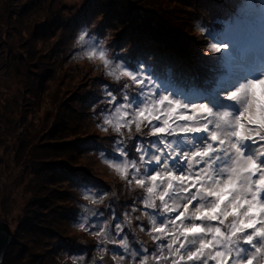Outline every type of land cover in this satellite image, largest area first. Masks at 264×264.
Returning <instances> with one entry per match:
<instances>
[{"label":"trees","instance_id":"1","mask_svg":"<svg viewBox=\"0 0 264 264\" xmlns=\"http://www.w3.org/2000/svg\"><path fill=\"white\" fill-rule=\"evenodd\" d=\"M4 1L5 4L12 3L13 8L12 11L9 10L5 14L4 19L0 17V55L2 56L0 72L5 70L19 72L18 75L21 76L19 80L23 81V84L29 85L26 90L20 89L19 94L0 93V121L5 119V122H2L5 126L0 124V183L1 180H5V167L4 163L2 164V155L5 156V153H1V150L8 146L5 143L7 140L13 139L11 164L24 172L26 177L19 175L16 182L19 185L24 183L23 188L27 196H35L32 207L34 216L31 217L38 223H33L31 220L25 222L27 213L23 212L17 216L18 225L12 234L14 243L18 244L21 249L14 255L12 241L5 252L2 264H57L56 253L72 255L92 248L93 245H90L92 241L85 243L88 244L86 247L82 245L78 247L77 243L80 244L85 237H83L84 235L79 237L81 235L71 232V230L76 231L73 222L82 216L81 213L86 208L83 197L85 190L91 192L95 198H100L98 195L102 194V191L107 193L108 197L103 200L101 206L97 205L98 209L94 215L92 214L93 225L89 227L90 232L95 231L94 222L100 215L102 218L110 219L105 227H109L112 236L117 234L115 225L122 226L123 231L120 235L128 238L126 247L132 251H137L141 247L148 251H153L155 248L161 249V245L165 247L168 239H165L163 235L169 228L166 227L160 232L152 230V228L160 226L158 218L160 217L161 203L155 192L157 186L152 183L147 184L149 174L145 165L150 166L151 159L160 153L159 148H162V154L166 152L171 156V153L166 150L165 144L172 146L175 142L180 141V136L169 132L152 137L150 145H146L144 147L146 149H142L140 144L142 141L148 140L147 132L148 129H151V125L147 121H140L141 126L137 131L136 123L130 117L113 121L108 125L103 124V118L106 115L110 116L115 111V108H109L117 100L120 101V104L116 107L122 109L128 107L130 111V106L135 107L142 103L144 95L149 94L151 88L155 90L152 91L153 95L156 91L165 89L162 85H157V82L163 81V79L168 82L169 88H173L170 86V83H173L174 89L183 90L181 102L183 100L187 102L193 98L201 101L206 96L208 98L213 96L211 89L217 92L226 89L228 80L233 77L228 72L225 62L218 59L222 53H216L217 57L212 61L207 79L201 87L192 84L186 87L179 80V77L183 78L188 76V73L190 74V64H201L196 58L201 55L197 51L203 48L199 43H196L199 42L198 40L193 45H188L186 40L180 37V33L184 32V26L179 28L171 20L184 15L185 20L194 26L195 21L204 19L200 15V18H197L199 11L207 13L208 16L205 15V20H210L209 17L213 15L210 21L214 24L217 23V19L226 18L228 22L223 23V26L215 27V35L213 33L214 25H210L200 32L201 36H208L211 33L212 38L226 42L219 36L224 27L234 21H240L236 20V16L238 17V12L242 15L244 10L252 8L249 1H254L253 5L254 3L259 5L262 0H246L242 5L231 6L228 5V0H204V2L201 0H147L146 4H144L146 0H127V3L120 0L114 1L113 4L118 2L114 6L110 4L107 10L101 6L104 3L97 0H84L85 3H88L84 9L82 8L85 6L77 5L75 2L67 5L65 9L68 11V15L67 17L62 16L61 20L57 19V15L54 18L44 16L42 12H45L46 7L44 8L41 3H36L35 0H26L22 4L17 3L19 0H0V4L2 5ZM173 2L177 4L175 8H173L174 5L172 7ZM222 3H226V5L224 8L218 9L216 5L221 6ZM186 5L190 9L191 6L196 5L197 10L187 12L189 10ZM89 7L93 10L88 9ZM47 8L49 9L50 6ZM184 8L187 10L184 11ZM102 11L105 13L103 31L122 27V31L115 39L117 50L112 53V56H119L121 59L129 58V60H133V64L134 60H138L137 64H142L146 68L145 61L153 59L149 54L155 53L156 49L164 48L162 51L169 53L165 57L166 60H162V65L154 67L153 71L150 70L149 77L145 76L146 82L143 86L137 77L135 79L118 78V84H115L117 81L113 76L109 77L105 73H97L92 70L94 66L97 68L98 65H91L89 62L94 59L88 55L86 56L87 61L83 60V57L77 59L76 53L84 48L87 52L89 44L95 43L99 47V36L95 32L86 31V27L96 17V13L97 15L103 14ZM216 15L218 18H215ZM194 19L195 21L191 22ZM36 21L37 23H35ZM182 23L184 25L185 22ZM199 23L201 24V22ZM240 23L243 25V22L240 21ZM17 24L21 25V31H25L26 35L30 36V41L34 38L40 39L35 41L33 48L24 47V45L14 48H11L12 45L7 47L11 40V33L16 29ZM44 28L45 33L42 31ZM99 28L100 26L97 32L102 35L103 32H100ZM162 30H169L170 35ZM173 33H177V37ZM77 35L80 37L79 40L76 39ZM262 42H264L263 29L257 40L252 39L251 35L248 38V34L242 35L239 40L241 48H245V63L251 58L256 60V71L245 72L252 78L264 73V65L260 64L264 55ZM49 43H52V46L57 49L46 50V45L43 44ZM129 44L131 47L124 51ZM179 45L187 48H183L186 53ZM101 50L105 55H109V51H111V49ZM51 51H58V53L53 56ZM18 58H20V62L16 65ZM150 63L152 62L150 61ZM205 65L207 64L202 62L198 70ZM20 68H22L21 71ZM67 77H76L78 82L76 85L65 87L64 81ZM209 82L211 83L210 87L208 86ZM77 86L88 87L83 93H76L77 95L71 92L72 97L66 100L68 103L63 104L58 101V97L60 100L63 99L58 93L59 89L70 91L76 90ZM53 87L56 88V91L51 95L50 90ZM65 92L63 91V93ZM113 93H118L119 96L113 97ZM123 97L127 98L123 99ZM124 102H129V104L123 105ZM221 102L225 111L231 110L230 112L238 113L239 109L234 108L239 106L238 101H236L237 104H231L230 101L225 100ZM162 117L163 115L159 116V118ZM20 123H23V126H20ZM116 123L120 125L118 131L114 129ZM25 124L28 127V132H24ZM16 127L19 128L17 131ZM39 129L45 131L42 140L46 143L30 144V141L37 135L35 131ZM261 141L264 144V140L261 139ZM133 145H135L134 148ZM249 146L254 148L256 144ZM174 155L176 154L174 153ZM133 156L136 157L135 159L145 157L144 167L139 165L141 160L137 163L131 161V167H129L131 172L138 168L140 173L146 174L144 183L138 188H135L130 182L131 175L121 178L108 167V161H111L112 158L114 160L130 159ZM49 160L50 164L48 165ZM42 163L46 166H41ZM119 181L123 183L117 184ZM148 187L152 188V192H148ZM54 192L55 194H52ZM108 194L110 195L108 196ZM40 201L43 202L42 205H40ZM148 207L153 208V211H144ZM154 217L156 226L152 227L151 221ZM34 227L40 229L35 231ZM41 230L42 232H40ZM134 233L136 238H133ZM141 235L149 237H143L144 245L138 244L135 247L136 239ZM68 237H76L79 242ZM100 245L97 243V247ZM108 246L110 247L105 248V255L103 254L97 262L109 264L107 257L116 256L110 242H108ZM143 252L148 253L145 250ZM152 253L154 254V252ZM90 263L95 264L94 259Z\"/></svg>","mask_w":264,"mask_h":264},{"label":"rangeland","instance_id":"2","mask_svg":"<svg viewBox=\"0 0 264 264\" xmlns=\"http://www.w3.org/2000/svg\"><path fill=\"white\" fill-rule=\"evenodd\" d=\"M24 1L26 0H19L16 2L18 4H22ZM97 1L104 3L101 4V6L107 10L108 7H110V4H112L111 6H114L118 3L116 2L113 4L114 1L120 0ZM201 1L204 2V0ZM245 1L246 0H228L227 2L228 5L231 6L242 5ZM35 2L41 3V5L43 4L44 8L46 7V9H44L45 12H42L44 16L46 15L48 16L47 18H54V16L57 15V19L60 20L62 19V16L67 17L68 11L65 8L71 2L81 5V0H35ZM85 2L86 1L82 4L83 6L88 4ZM146 2L147 0L144 4H146ZM253 2H248L251 3L252 8L244 10L242 15L238 12L236 20L239 19L243 22V26L245 27L244 34H248V38L251 35L252 39L257 40L260 37V33H262V29L264 30V0H262L259 5L256 3L253 5ZM5 3L6 2L4 1L2 5L0 4V17L3 19L5 14L13 8L12 3ZM176 5L177 4L173 2L172 7L175 8ZM224 5H226V3H222L221 6L219 4L216 6L218 9H222L224 8ZM48 6H50L49 9L47 8ZM186 7L188 8L187 5ZM84 8H86V6L82 9ZM88 9L92 8L89 7ZM186 10L187 9L184 8V11ZM188 10L189 11L187 12L197 10V6H191V9L188 8ZM63 13L65 14L63 15ZM102 13L105 15L103 11ZM199 15L204 17V19L197 21H195V19L192 20L191 22L195 21L194 26L190 25V23L185 20L184 15H180L181 17L174 19L175 21L171 20L179 28L184 26V32L182 31V34L180 33V37L186 40L188 45H193V43L198 40L199 42L196 43H199V45L203 48L202 50L197 51L201 55L196 58L199 59L201 64H190V74L188 73V76L183 78L179 77V80L186 87H189L190 84L201 87L207 79V75L209 74L208 69L212 66V61L215 59L213 56L217 57L216 53L208 51L209 40H213V43H224L223 41L212 38L210 35H208L209 37L204 35L201 36L200 32H203L204 29H207L210 25H214L213 33L215 35V27L223 26V23L228 22L226 18H219L217 19V23L214 24L210 21L213 18V15L209 17L210 20H205L206 16H208L206 12L203 13L202 11H199L197 13V18H200ZM96 16H98L97 13ZM215 18H218V16L216 15ZM182 22H185L184 25ZM199 22H201V24ZM35 23H37V21ZM103 23L104 20L99 25V31L104 33L102 30V27L104 26ZM21 30V25L17 24L16 29H14L11 33V40L7 47L12 45L11 48H14L16 46L24 45V47L33 48L35 41L40 40L34 38L30 41V36L26 35L25 31ZM42 31L45 33V28ZM162 32L170 35L169 30H162ZM173 35L177 37V33H173ZM43 45L47 46V48L45 46L46 50L56 48L55 46H52V43ZM179 46H182V50L187 49L183 47V45ZM217 46L219 47V43H217ZM262 46H264V42H262ZM163 49L164 48L156 49L155 53L149 54L152 55L153 59L150 60L152 63H150V61H145L146 68H144V65L142 64L138 65V60H134L133 64V60L131 61L129 58L121 59L119 56L116 57L112 55H105V58L109 61L107 65L95 59L91 60L89 63L91 65H98L96 71L97 73H105L109 77L113 76L114 80L117 81L115 84H118V78L124 77L120 75V71L123 70L131 73L133 77L139 78L143 86L144 82H146L145 76L149 77L150 70L153 71L154 67L162 65V60H166L165 57H167L169 53L163 52ZM87 50L88 51L86 52L84 48L79 53H76L78 55L77 59L83 57V60H85L87 59V53L92 52L93 50L97 52L101 51V48L97 47L94 43L89 44ZM220 50L225 51L226 49ZM51 52L53 56H56L58 53V51ZM126 56L129 57L128 54H126ZM1 62L2 56L0 55V64ZM19 62L20 58L16 60V65H18ZM202 62L207 64L205 65L206 69L203 66V68L198 70L201 67ZM247 63L255 65L256 60L251 58ZM260 64L264 65V55ZM117 65H119L118 69ZM101 68L103 70L102 72L99 71ZM67 69L69 70V66ZM21 70L22 68H20V71ZM18 74L19 72L16 71L10 72L5 70L0 72V93L9 92L10 94L15 95L21 92L20 89L26 90L29 84H23V81L21 82L19 80L21 76ZM261 74L262 75H257L253 78L246 75L245 72L241 73L237 79L232 76L233 78L228 80L226 89L222 88L223 90L218 92L211 89L213 92V94H211L213 95L211 98L206 96V98L201 99V101L193 98V100H187V102L184 100L181 102L183 90L177 91L174 89L175 86L173 83H170V86L173 88H169L167 85L168 82H166L165 79H163V81H158L157 85H162L165 89L161 91L158 90L155 92V95H153L152 91L154 88H151L150 93L144 95L142 103L135 106L136 108L144 104L148 107L152 115L159 118L160 115H163L164 108H167L170 105L165 102V104L160 107L159 111H157L155 101L161 97H169L174 101H180L182 106L189 105L190 103L196 105V108H194L191 112L188 107H182L177 109V111L172 114L173 117L191 116V121L189 124H185L184 127H188L192 123H195L203 128L211 126L210 131L200 133L196 136L179 135L180 141L175 142L171 148H166L168 152L173 153L171 156L166 152L162 154L163 150L162 148H159L160 155L156 154L155 159H151L149 167L145 165L149 175L159 173L156 180L151 182L147 181V184L152 183V185L157 186V188H155V192L161 203L160 211H158L162 220L159 217L158 219L160 220L158 225L160 226H156L155 215L151 222L152 227L153 225L156 227L152 228V230L157 231L158 229L157 232H160L168 227L169 230H167V232L163 235L165 239H168V243L165 244V247H162L163 245H161V249L155 248L153 251H148L144 247L138 248L137 251H132L126 247L128 244L127 242L129 241L128 238L126 239L120 234L112 236L109 231V227H105L108 222H110V219L108 220L105 217L102 218L100 215L94 222V230L100 231L102 229L104 236L99 239L93 236L92 232L89 231V227L93 225L91 220L92 214L94 215L98 209L97 205L99 204L101 206L103 204V200L108 197L107 193L102 191V194L98 195L100 198H95L91 192L85 190L83 191V197L86 208L83 210V213H81L82 216L78 217L76 222H73V226L76 231L71 230V232L81 235L79 237H82L83 235V237H85L80 244L76 242L78 247L81 245L84 247L88 246V244H85L88 241H92L90 245H93V247L90 248V246V249H85L82 253H79L78 251L79 254L67 256H70L73 260H77L78 264H92L90 261L93 259L95 264H103L102 262L97 261L103 254L105 255L104 251L110 247L108 246V242H110L113 246L112 250L115 252V257L125 258L120 261V264H226L229 257L231 258L230 264H264V234H258L264 233V207H262V205H264V160L261 161V159H264V144L263 141H261V139L264 140V73ZM77 82L78 80L76 77H67L64 81L65 87L68 85H76ZM210 84L211 83L209 82V87ZM87 87L88 86L80 88V86H77L76 90L70 91L59 89L58 93L63 97V99H65L60 100L57 93L58 101L63 104L68 103L66 100L72 97L71 92L77 95L76 93H83ZM55 91L56 88L53 87L50 90V94L52 95ZM63 91L66 92L63 93ZM232 93H235V95L232 96L231 100H229L228 97ZM112 96L114 97L119 95L118 93H113ZM126 98L127 97H123V99ZM223 100L230 101L231 104H237L236 101H238L239 106L234 107L239 109L238 113L236 112L238 115L234 113L235 111H225L221 102ZM118 104H120V101L117 100L109 109H114ZM125 104H129V102H124L123 105ZM203 104L211 109L212 112L209 113L206 111H200L199 105ZM135 107L130 106V111H134ZM241 117L242 120L240 119ZM2 122H5V119L0 121V124L5 126ZM171 123L176 125L178 121L176 119H171ZM238 124L242 126L241 131L243 135L250 138L249 142H245L239 137H234ZM20 126H23V123H20ZM27 128L28 127L25 124V127L23 128L24 132H28ZM17 129L19 128L16 127V131ZM44 132L45 131L42 129L36 130L35 134L38 136L35 135V137L30 141V144L34 145L36 143H46V141L42 140ZM149 132L150 129H148L147 132L149 137L148 140L142 141L141 143L143 145L138 143L142 146V149H146L144 147L146 145L149 146L152 142V136L149 135ZM212 135L216 136V140L210 139ZM21 141L26 143L24 140ZM12 142L13 139L7 140L5 143H7L8 146L1 150V153H5V156L2 155L3 162L1 161L2 164L4 163L3 165L5 167V180H1L0 183V221L5 220L8 223L11 232L14 231L18 225L19 220H17V216H20L23 212L27 213L25 222L31 220L33 223H38L31 217L34 216L32 207L34 206L35 196H27L25 194L26 191H24L23 188L24 183L23 185H19V183L16 182L19 175L25 177V173L16 169L11 164V150L14 147ZM237 142L241 143V149L236 148ZM252 144H256V146L251 148L249 145ZM134 146L135 145H133V148ZM205 149L208 150L206 155H201L199 157L192 155L195 151H203ZM174 153L176 155H174ZM244 153H246V155ZM260 153H262V155H260ZM135 158V156L130 159L122 158L114 160L112 158L111 162L123 163L124 161H127L130 165L131 161L137 163L141 160V158ZM47 163L49 165L50 160ZM250 163H256L257 167L250 168ZM40 165L43 167L46 166L44 163ZM139 165L144 167L143 162ZM169 172L174 173L176 176H182L184 179L179 181L169 179ZM125 175H131L132 179L130 182H132V185L135 188H138V186H141L142 184L138 185L135 180L140 178L143 181L144 175L146 174L140 173L138 168H135L133 172L127 168ZM121 182L119 181L117 184H120ZM198 190L203 191L200 197L195 196L196 191ZM112 192L114 193L113 189ZM52 194H55V192ZM109 195L110 194H108V196ZM38 199L40 200L41 198ZM155 201L157 202V200ZM40 202V205H42L43 202ZM214 205H218V208L217 211L212 214L215 217L213 219L209 218L208 213ZM144 211H153V208L148 207V209L146 210L145 208ZM198 212L203 213V215H197ZM248 220H253L255 222L253 231L249 232L248 235H252L256 242L254 244L245 245L244 240L247 237L241 234L244 230L241 228V231L237 232L236 227L237 225L247 223ZM186 228H196L199 229V231L185 234L184 229ZM36 229L40 228L34 227L35 231ZM152 230L150 231L153 232ZM40 232H42V230ZM135 235L136 234L134 233L133 238H136ZM187 236H192V241L181 250L180 246L183 244ZM114 237L117 240H123L124 245L118 246L113 244L112 241ZM143 237L148 238L149 236H139L134 244L135 247H137L138 244L144 245L145 241ZM105 239L107 242H105ZM13 243L11 246L15 255L21 247L16 243L13 245ZM97 243L101 244L98 247L104 250L103 253L97 250ZM143 250L148 253H144ZM152 252H154V254ZM217 252H220L223 255L217 256ZM192 253H196L197 255L193 257L191 255ZM61 254L66 255L67 253H56V259ZM80 257H83V259H79ZM115 257H107L108 263L117 264V259H115Z\"/></svg>","mask_w":264,"mask_h":264},{"label":"snow or ice","instance_id":"3","mask_svg":"<svg viewBox=\"0 0 264 264\" xmlns=\"http://www.w3.org/2000/svg\"><path fill=\"white\" fill-rule=\"evenodd\" d=\"M245 33V27L240 23V21H234L231 24H228L224 27L223 31L221 33H219V36L222 40L226 41L224 43H219V47L217 46V43H213V40H209V48L208 51L212 52V53H222L221 57H218V59H222L225 64L228 67V72L234 77V78H238L240 76L241 73L243 72H251V71H256V67L255 65L251 64V63H245L244 61V51L245 48H241L240 44H239V40L241 38L242 35H244ZM211 35V33H210ZM224 48L226 49L225 51H221L220 49ZM87 55L95 60H99V61H103V63L105 65H107L109 63V61L105 58V53L101 50V51H95L93 50L92 52L87 53ZM216 57V56H213ZM119 68V65H117V69ZM115 71V70H113ZM120 75L127 77L129 79H135V77L132 76L131 73L127 72V71H120ZM235 93H232L228 99L231 100L232 96H234ZM165 102L170 105L167 108H164L163 110V117L162 118H157L155 115H152L150 113V110L148 109V107L146 105H141L137 108H135L134 111H129L128 107H126L125 109L122 110L121 107H115V111L110 115V116H105L103 118V124L104 125H108V124H112L113 121H118L120 119H129V117L131 118V120L133 122L136 123V127H137V131H139L140 129V121L145 120L147 121L150 125H151V129L149 132V135L152 137H157L160 136L161 134H167L169 132H172L174 135H198L200 133L203 132H207L210 131V127L208 128H203L198 126L195 123H192L190 126L188 127H184L185 124H189V122L191 121V116H176L173 117V113H175L177 111V109H180L182 107H188L189 111L191 112L194 108H196V105L190 103L189 105H184L182 106L180 101H174L172 99H170L169 97H161L158 100L155 101V105H156V109L157 111H159L160 107L163 106L165 104ZM199 110L200 111H206V112H212L211 109H209L205 104L203 105H199ZM171 119H176L178 121V123L176 125H173L171 123ZM242 120V117L240 118ZM203 123V122H201ZM99 126V125H98ZM120 125L118 123L114 124V129L115 130H119ZM241 125H237L235 133H234V137H239L241 139H243L245 142H249L248 137L244 136L242 131H241ZM103 130V129H102ZM211 140H216V136L212 135L210 137ZM166 148H170V145H165ZM236 148L237 149H241V143L237 142L236 144ZM207 149L203 150V151H195L192 153L193 156L195 157H199L201 155H206L207 154ZM171 154H173L172 152H169ZM246 155V153H244ZM155 159V157H153ZM145 160V157H141V161L143 162ZM108 167L113 169L121 178H124L125 176V172L127 170V168L131 167V165L128 164L127 161H124L123 163H114L111 161H108ZM167 167V166H166ZM250 168H255L257 167L256 163H250L249 164ZM159 175V173L155 174V175H149L147 177L148 181H154L157 179V176ZM169 179L172 180H182L184 179V177L182 176H176L174 175V173L169 172ZM135 182L140 185L143 184L144 181H142L140 178H137L135 180ZM148 192H152V188L148 187ZM255 199V197H254ZM262 207H264V205H262ZM218 205H214L212 207V209L210 210V212L208 213L209 218H215L212 214L215 213L217 211ZM197 215H203V213L198 212ZM227 215V213H226ZM254 221L253 220H248L247 223H243L242 225H237L236 227V231L240 232L241 228H243V232L241 233L242 235H245L247 238L244 240V244L245 245H250V244H254L256 241L254 239V237L252 235H248L249 232L253 231V227H254ZM115 227L117 228V235H119L122 231L123 228L122 226H120L119 224H116ZM158 231V229H157ZM199 231V229L196 228H186L184 229V233L187 234L189 232H196ZM258 234H264V233H258ZM92 235L99 238H102L104 236L103 230L101 229L100 231H95L92 232ZM105 242H107V240L105 239ZM113 244H116L118 246H123L124 245V241L123 240H117L115 237L112 241ZM97 250L101 253H103V249H100L99 247H97ZM193 257L196 256V253H192L191 254ZM217 256H222L223 254L220 252L216 253ZM80 259H83V257H80ZM115 259H117V264H120V261L122 259V257H115ZM231 258L229 257L228 260L226 261V264H230Z\"/></svg>","mask_w":264,"mask_h":264},{"label":"clouds","instance_id":"4","mask_svg":"<svg viewBox=\"0 0 264 264\" xmlns=\"http://www.w3.org/2000/svg\"><path fill=\"white\" fill-rule=\"evenodd\" d=\"M84 3V0H81V5ZM124 3H127V0H124ZM104 20V15L100 14L96 16L94 19H92L86 27V31L89 32H95L99 36L98 40V46L101 49L109 50V55L111 56L113 52H115L117 49L115 47V39L116 36L119 34L120 31H122V27H117L116 29H105L104 33L101 35L97 32V29L99 25L103 22ZM77 40L80 39L79 35L76 37ZM131 45H127L124 51H127L128 48H130ZM71 59V55L69 57ZM85 61H87L85 59ZM93 71H97V68L94 66ZM99 71H103L102 68L99 69ZM70 239H76L77 242H79V239L76 237H68ZM80 259V258H79ZM57 264H78L77 260H73L70 256H67L65 254H61L60 256L57 257Z\"/></svg>","mask_w":264,"mask_h":264},{"label":"water","instance_id":"5","mask_svg":"<svg viewBox=\"0 0 264 264\" xmlns=\"http://www.w3.org/2000/svg\"><path fill=\"white\" fill-rule=\"evenodd\" d=\"M197 197L201 196V193L198 192L196 194ZM13 240V234L10 230L8 223L4 221H0V264L3 262L5 251L8 249L10 243ZM192 241V237L188 236L183 245L181 246V250L184 249L190 242Z\"/></svg>","mask_w":264,"mask_h":264},{"label":"bare ground","instance_id":"6","mask_svg":"<svg viewBox=\"0 0 264 264\" xmlns=\"http://www.w3.org/2000/svg\"><path fill=\"white\" fill-rule=\"evenodd\" d=\"M198 192H200V193H201V195H202V193H203V191H202V190H198V191H196V194H197ZM196 194H195V196H196ZM196 197H197V196H196ZM187 237H188V236H187ZM187 237H186V238H187ZM190 237H192V236H190ZM186 238H185V239H186ZM184 241H185V240H184Z\"/></svg>","mask_w":264,"mask_h":264}]
</instances>
